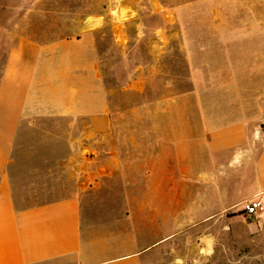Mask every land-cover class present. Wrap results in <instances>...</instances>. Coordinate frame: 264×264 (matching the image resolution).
Instances as JSON below:
<instances>
[{
    "label": "crops",
    "instance_id": "crops-1",
    "mask_svg": "<svg viewBox=\"0 0 264 264\" xmlns=\"http://www.w3.org/2000/svg\"><path fill=\"white\" fill-rule=\"evenodd\" d=\"M247 3V26L215 28L221 37L213 60L199 67L198 82L262 89L249 87L233 98L217 90L195 94L202 117L197 178L215 181L219 188L227 164L236 167L238 186L246 189L230 197L234 205L259 197L264 201V119L258 127L255 119L245 118L210 126L209 117L231 114L218 110L222 100L226 108L238 107L233 113L238 117L249 114L248 106L252 114L264 116V0ZM14 10L0 4V264H144L141 252L157 242L156 203L144 199L136 205V227L118 223L106 229V216H84L82 197L101 190L122 195L111 182L125 176V149L132 146L136 193L155 195L159 187L153 181L162 179L171 181L167 189L174 194L176 165L184 179L196 178L190 171V122L182 139L176 140L171 128L166 139L152 136L144 142L137 126L139 138L124 140V125L117 122L102 78L96 32L41 42L14 22L16 16L24 18ZM174 99L168 98L162 109L167 116ZM28 164L44 166L34 170L64 172L70 191L30 204L29 197L38 191L20 188L18 175L32 170L25 168ZM207 164L214 170L207 171Z\"/></svg>",
    "mask_w": 264,
    "mask_h": 264
},
{
    "label": "rangeland",
    "instance_id": "rangeland-1",
    "mask_svg": "<svg viewBox=\"0 0 264 264\" xmlns=\"http://www.w3.org/2000/svg\"><path fill=\"white\" fill-rule=\"evenodd\" d=\"M247 2L0 0L4 9L15 8L19 16L23 13L24 18L16 20V16L14 22L20 23L25 32L38 41L75 37L84 31L96 32L102 78L117 122L124 125L121 128L124 140L133 143L139 138L137 126L142 127L144 142L152 136L166 139V131L171 128L176 140L182 139L183 130L186 135L190 122V171L196 178L184 179L178 171L181 166L176 165L174 194L167 189L171 181L162 179L153 181V185L159 187L155 195L144 197L136 193L132 146L125 149V176L111 182L122 195H104L101 190L82 197L84 216L88 219L106 216V229H113L118 223L130 229L136 227L139 214L136 205L144 199L156 203L159 207L154 232L157 242L141 252L144 264H264V211L246 216L241 212L246 201L239 205L228 202L230 197L239 196L246 189L238 186L236 167L227 164V177L219 179V188L214 187L215 181L204 182L197 178L198 161L202 157L199 148L202 117L197 93L217 90L220 96L223 92L233 93V98L237 93H246L249 87L255 91L262 89V85H201L198 82L199 67L213 60L216 39L221 37L215 35V28L247 26ZM3 14L5 16L6 12ZM171 97L175 99L170 106L172 112L167 116L162 109ZM221 102L218 110L231 114L210 116V126L237 118L255 119L256 127L263 124L264 116L252 114V107L247 108L249 114L238 117L233 114L237 106L226 108V100ZM144 150L149 148L144 147ZM24 166L32 170L18 173L20 188L29 186L32 191H38L29 197L30 204L59 199L70 191L64 172L34 170L44 168L37 164ZM206 170L213 171L214 167L207 164ZM255 200L264 203L262 197Z\"/></svg>",
    "mask_w": 264,
    "mask_h": 264
},
{
    "label": "built area",
    "instance_id": "built-area-1",
    "mask_svg": "<svg viewBox=\"0 0 264 264\" xmlns=\"http://www.w3.org/2000/svg\"><path fill=\"white\" fill-rule=\"evenodd\" d=\"M264 211V204L258 200H249L243 203L241 212L246 216H253Z\"/></svg>",
    "mask_w": 264,
    "mask_h": 264
},
{
    "label": "bare ground",
    "instance_id": "bare-ground-1",
    "mask_svg": "<svg viewBox=\"0 0 264 264\" xmlns=\"http://www.w3.org/2000/svg\"><path fill=\"white\" fill-rule=\"evenodd\" d=\"M110 15H113V14H110ZM114 15H115V14H114ZM114 15H113V16H114ZM132 17H133V16H132ZM115 18H116V17H115ZM115 18H114V19H115ZM118 19H119V18H118Z\"/></svg>",
    "mask_w": 264,
    "mask_h": 264
}]
</instances>
